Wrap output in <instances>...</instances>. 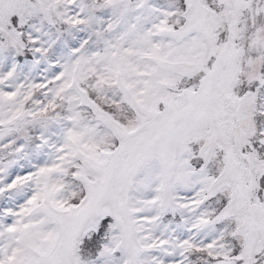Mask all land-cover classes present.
I'll use <instances>...</instances> for the list:
<instances>
[{
    "label": "snow or ice",
    "instance_id": "6c2138e0",
    "mask_svg": "<svg viewBox=\"0 0 264 264\" xmlns=\"http://www.w3.org/2000/svg\"><path fill=\"white\" fill-rule=\"evenodd\" d=\"M0 264H264V0H0Z\"/></svg>",
    "mask_w": 264,
    "mask_h": 264
}]
</instances>
